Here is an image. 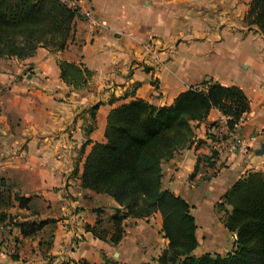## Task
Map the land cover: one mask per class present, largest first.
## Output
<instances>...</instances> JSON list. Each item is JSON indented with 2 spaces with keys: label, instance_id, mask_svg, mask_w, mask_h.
<instances>
[{
  "label": "crops",
  "instance_id": "0c3cea01",
  "mask_svg": "<svg viewBox=\"0 0 264 264\" xmlns=\"http://www.w3.org/2000/svg\"><path fill=\"white\" fill-rule=\"evenodd\" d=\"M78 1L91 5L103 31L94 33L79 18L74 42L65 51L39 48L29 59H0V178L12 196L30 199L28 209L15 202L7 212L20 223L53 222L43 230H51V246L0 226V264H158L169 245L160 214L127 220L117 246L86 232L85 226L96 221V209L111 215L118 206L82 188L83 167L93 145L106 142L111 110L136 99L171 106L204 82L244 91L251 110L236 133L256 139L245 154L225 147L211 160L215 167L204 169L214 176L206 178L199 169L190 180L198 160L215 150L212 135L225 132L222 115L212 110L194 125L192 148L162 164V187L191 207L199 242L194 255L227 256L237 236L224 223L231 207L220 213L217 206L243 176L264 172V35L244 22L251 0ZM61 62L90 71L87 88L68 86Z\"/></svg>",
  "mask_w": 264,
  "mask_h": 264
},
{
  "label": "trees",
  "instance_id": "16d2710c",
  "mask_svg": "<svg viewBox=\"0 0 264 264\" xmlns=\"http://www.w3.org/2000/svg\"><path fill=\"white\" fill-rule=\"evenodd\" d=\"M79 18L59 0H0V59H29L39 48L51 53L65 51L74 42ZM244 22L264 35V0H251ZM59 66L61 78L68 86L77 90L87 88L93 75L90 71L68 62ZM96 110L97 107L90 110L93 116ZM212 110H218L226 119L223 139L227 140L251 107L239 87L204 82L181 93L171 106L157 107L136 99L111 110L106 142L93 145L81 182L84 190L112 198L118 208L107 217L105 210L96 209V223L86 225V231L117 246L126 234L127 220H149L160 214L162 232L169 245L158 264H264V172L243 176L223 198L231 207L225 226L237 236L235 249L225 257L194 255L199 242L191 207L162 187V164L179 151L192 148L194 125L206 121ZM218 156L212 150L211 159ZM199 162L190 180L196 177ZM11 190L0 178V225L15 226L27 239L38 236L53 223L17 222V217L7 211L15 202L20 209H28L30 199L12 196ZM61 264L90 263L66 260Z\"/></svg>",
  "mask_w": 264,
  "mask_h": 264
},
{
  "label": "built area",
  "instance_id": "2783aa9c",
  "mask_svg": "<svg viewBox=\"0 0 264 264\" xmlns=\"http://www.w3.org/2000/svg\"><path fill=\"white\" fill-rule=\"evenodd\" d=\"M62 4L66 5L69 9L75 11L80 18L85 20V22L88 24L89 28L94 33H99L104 30L105 25L104 23L97 18L94 9L91 7V5L87 2L86 6L82 5L78 0H59ZM223 120L226 125V119L223 117ZM243 119L240 121L239 125ZM225 130L226 131V126ZM223 133L221 132L217 140L215 141V150L220 154L224 152V148L227 147L231 153H239V154H245L247 151V147L250 146V144L255 141L256 135H252L248 137V139L240 138V136L237 135V133H230L229 138L227 140L223 139ZM225 141L228 142L227 145H225ZM2 226V225H0Z\"/></svg>",
  "mask_w": 264,
  "mask_h": 264
},
{
  "label": "rangeland",
  "instance_id": "374dc122",
  "mask_svg": "<svg viewBox=\"0 0 264 264\" xmlns=\"http://www.w3.org/2000/svg\"><path fill=\"white\" fill-rule=\"evenodd\" d=\"M217 128H219V126H216L215 125V129H217ZM213 137H214V142L217 140V137H216V135L214 136V135H212ZM211 153L212 152H210V157L208 156V157H204L203 158V160H202V162H200V164H199V169H200V171L202 170V172L204 173V174H206V178L208 177V176H214L216 173L214 172V171H212V172H208V171H205L204 169L205 168H210V169H213L214 167H215V163H213L211 160ZM202 163V164H201ZM211 164H214L213 166L211 165ZM198 169V170H199ZM211 171V170H210ZM225 203H224V205H220V204H218V206H217V210L220 212V213H223L224 211H225ZM101 209H103V208H101ZM104 210V209H103ZM96 214V213H95ZM110 215V212H106L105 211V217H107V216H109ZM96 220H97V214H96ZM17 222H19L18 220H17ZM95 223H96V221H95ZM95 223H94V225H95ZM91 226H93V225H91ZM13 228H15V226H12ZM86 227V226H85ZM86 229V228H85ZM49 231H45V232H41L38 236H36L35 238H36V240H44L45 241V244H46V246H47V244L49 243V242H51L52 241V232H51V230L50 229H48ZM87 232V231H86ZM0 234H1V232H0ZM3 237V236H2ZM85 261V260H84ZM89 263V262H88ZM91 264V263H90ZM106 264V263H105Z\"/></svg>",
  "mask_w": 264,
  "mask_h": 264
},
{
  "label": "water",
  "instance_id": "95a60500",
  "mask_svg": "<svg viewBox=\"0 0 264 264\" xmlns=\"http://www.w3.org/2000/svg\"><path fill=\"white\" fill-rule=\"evenodd\" d=\"M264 153V152H263Z\"/></svg>",
  "mask_w": 264,
  "mask_h": 264
}]
</instances>
